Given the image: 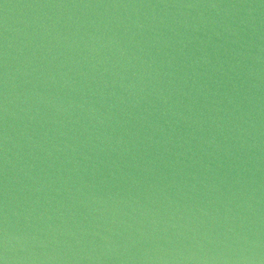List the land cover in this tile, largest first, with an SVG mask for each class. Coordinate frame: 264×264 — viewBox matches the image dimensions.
I'll use <instances>...</instances> for the list:
<instances>
[{
    "label": "water",
    "instance_id": "1",
    "mask_svg": "<svg viewBox=\"0 0 264 264\" xmlns=\"http://www.w3.org/2000/svg\"><path fill=\"white\" fill-rule=\"evenodd\" d=\"M0 259L264 264V0H0Z\"/></svg>",
    "mask_w": 264,
    "mask_h": 264
},
{
    "label": "clouds",
    "instance_id": "2",
    "mask_svg": "<svg viewBox=\"0 0 264 264\" xmlns=\"http://www.w3.org/2000/svg\"><path fill=\"white\" fill-rule=\"evenodd\" d=\"M0 264H7V262L4 259H0Z\"/></svg>",
    "mask_w": 264,
    "mask_h": 264
}]
</instances>
